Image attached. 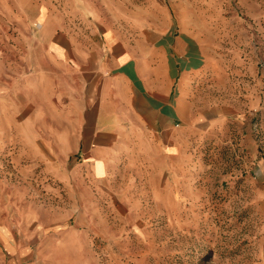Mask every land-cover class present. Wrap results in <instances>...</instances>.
Listing matches in <instances>:
<instances>
[{"label":"rangeland","instance_id":"obj_1","mask_svg":"<svg viewBox=\"0 0 264 264\" xmlns=\"http://www.w3.org/2000/svg\"><path fill=\"white\" fill-rule=\"evenodd\" d=\"M6 6L21 11L19 25L38 26L44 6L40 25L170 26L182 37V145L139 146L97 185L91 197L104 220L97 234L88 228L100 264H264V0H0V38L14 21ZM27 43L22 63L0 56V95L13 105L0 107V225L8 230L22 203L70 201L49 173L44 138L75 115L9 113L25 77L38 80L40 109H54L48 91L85 94L68 66L48 63L40 46L36 59ZM8 257L0 253L2 264Z\"/></svg>","mask_w":264,"mask_h":264},{"label":"crops","instance_id":"obj_2","mask_svg":"<svg viewBox=\"0 0 264 264\" xmlns=\"http://www.w3.org/2000/svg\"><path fill=\"white\" fill-rule=\"evenodd\" d=\"M4 15L14 19L0 38L5 65L22 63L21 46L27 41L35 45L36 59L40 46L48 63L68 66L85 94L76 100L48 91L46 105L54 109H40L44 99L35 89L38 80L25 77L24 96L20 101L16 96L9 113L75 115L73 123L44 138L49 173L63 184L70 201L56 207L22 203L15 229L0 225V253L9 255L5 264H100L88 228L94 227L97 234L104 220L103 205L91 197L97 185L112 177L123 156L138 154L139 146L177 150L182 145L180 121L188 102L182 37L170 26L150 30L140 25H40L44 6L38 9L35 27L16 23L22 17L19 9L6 6ZM22 34L31 36L24 40ZM87 34L96 36L89 40ZM4 106H13L10 96L0 95Z\"/></svg>","mask_w":264,"mask_h":264}]
</instances>
